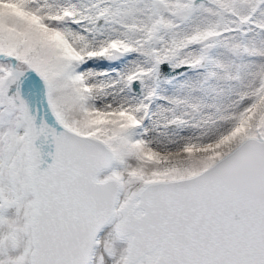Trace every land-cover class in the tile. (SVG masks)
<instances>
[{"label": "snow or ice", "instance_id": "6c2138e0", "mask_svg": "<svg viewBox=\"0 0 264 264\" xmlns=\"http://www.w3.org/2000/svg\"><path fill=\"white\" fill-rule=\"evenodd\" d=\"M0 264H264V0H0Z\"/></svg>", "mask_w": 264, "mask_h": 264}]
</instances>
